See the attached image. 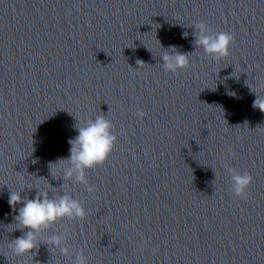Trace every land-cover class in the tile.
Wrapping results in <instances>:
<instances>
[{"label":"clouds","instance_id":"1","mask_svg":"<svg viewBox=\"0 0 264 264\" xmlns=\"http://www.w3.org/2000/svg\"><path fill=\"white\" fill-rule=\"evenodd\" d=\"M194 30L195 45L197 48H202L207 56L214 60H220L230 55V48L234 42L232 34L223 31L212 32L203 21L196 23ZM161 58L165 72L173 74L180 69H186L190 64L188 54L180 53L176 46H170V50L164 52ZM256 94L253 107L264 112V96ZM136 115L142 119L145 112L138 110ZM76 127L78 135L69 140L70 156L61 158L57 164L65 162L62 168V177L65 181L71 180L73 184H82L89 194H93L98 189L97 186L89 184L86 172L102 165L109 158L115 147L117 136L112 131L114 125L104 115H97L94 119H88L84 126ZM229 152H231V148H229ZM224 167L230 173L232 193L236 197L246 198L247 189L253 181L252 175L246 171L238 172L227 163L224 164ZM8 202L13 208L17 204L23 203L14 219L17 225L16 229H27V231L9 243V248L17 256L32 253L37 249V240L42 231L51 228L57 221L65 218L83 220L86 217L83 203L69 191L49 198L47 192L38 190L34 199L24 198L23 200L20 192L11 191ZM68 231L69 229L65 227L62 234L49 237L46 243L58 248L61 255L72 260V264H88L83 250L76 252L75 259H72L70 249L65 246V237Z\"/></svg>","mask_w":264,"mask_h":264}]
</instances>
